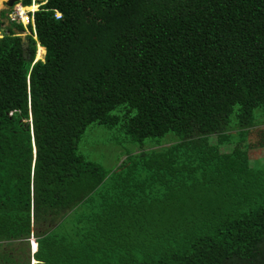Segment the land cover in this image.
<instances>
[{"label": "trees", "instance_id": "trees-1", "mask_svg": "<svg viewBox=\"0 0 264 264\" xmlns=\"http://www.w3.org/2000/svg\"><path fill=\"white\" fill-rule=\"evenodd\" d=\"M33 3L26 28L0 12V247L32 237L35 264H264L247 144L264 125V0L18 4ZM91 125L150 148L107 171L79 152ZM162 173L192 178L190 204L133 199Z\"/></svg>", "mask_w": 264, "mask_h": 264}, {"label": "rangeland", "instance_id": "rangeland-1", "mask_svg": "<svg viewBox=\"0 0 264 264\" xmlns=\"http://www.w3.org/2000/svg\"><path fill=\"white\" fill-rule=\"evenodd\" d=\"M7 0H0V12L6 10V7L4 6V2ZM35 4V3H34ZM22 8L21 4H17L14 8L11 9L12 14L10 15V18L16 19L17 16H15V8L19 10ZM32 6V5H31ZM37 8L31 12L36 11ZM30 12V11H29ZM19 21V20H18ZM23 23L24 21L21 20ZM20 22V21H19ZM21 23V22H20ZM22 24V23H21ZM26 21L24 24V27L26 28L27 25ZM27 35V32L24 34H21V37H24ZM1 36V33H0ZM38 48L36 51V58L35 60H41L43 56L37 57L38 54ZM45 53V52H44ZM248 138H247V144L249 148L248 157L250 162L253 164L255 163L254 167L261 168L264 166V125H259L253 129L248 130ZM167 139H172L170 135H168ZM164 143V142H163ZM162 143V145H163ZM170 143H167L163 146L167 147ZM149 142H144L143 146L140 147V145L132 144L124 135V132L120 130V127H117L113 130L107 129L102 126L98 125H91L89 126L85 133L83 134L80 144H79V152L83 155V157L93 162L101 167H103L107 171H113L117 169L123 161L126 160L127 156H130V153L137 151H140L142 148H150ZM156 144L152 142L153 148H159V146H155ZM161 147V146H160ZM224 151L225 150H221ZM163 160V158H159L157 161ZM125 170V169H124ZM123 170V171H124ZM163 177H157L153 179L147 178L146 176H140L137 177L135 180V183H141V185L137 188L131 187L128 192H134V200L139 201L140 199H148L152 203H161L164 204H171V202H175L177 199L180 201H186L188 204H190V199L188 198L192 194V189L190 186L193 183L191 177H187L186 175L181 177H176L174 179L169 178V173H162ZM120 177H115L112 180L106 181L107 185H111L112 183H115V181H119ZM195 189L197 190V194L201 193V183H196ZM140 190V191H139ZM140 192V193H139ZM162 204V203H161ZM140 207H137L136 209L139 210ZM153 220L157 221V218ZM149 221V220H148ZM146 219L142 215H136V218L132 223L138 226V224L142 223L141 225H146ZM143 226V227H144ZM137 232H140L139 229L135 227L129 228L130 234H136ZM143 233V232H142ZM31 239V238H30ZM34 249H36V245L33 244ZM26 247V246H25ZM28 252L27 249H24L25 253H20L18 251H12L14 248L12 246H5L3 245L0 247V255L2 253H10L12 251L17 257L21 258L22 260L27 259V253L29 257V264H35V260H33V254L32 250L30 249V244L28 242ZM33 260V261H32ZM0 264H10V262L5 261L4 258H0Z\"/></svg>", "mask_w": 264, "mask_h": 264}, {"label": "built area", "instance_id": "built-area-1", "mask_svg": "<svg viewBox=\"0 0 264 264\" xmlns=\"http://www.w3.org/2000/svg\"><path fill=\"white\" fill-rule=\"evenodd\" d=\"M14 12H15V16H17L18 18H17V20L16 19H12V18H10V15L12 14H10L9 15V19L11 20V21H16V22H21L22 24H24L21 20H23L22 19V16H21V14H20V12L15 8V10H14ZM32 14H33V12H31V13H24V17H25V19H26V24L25 25H28L29 23L30 24H33V19H32ZM19 20V21H18ZM19 22V23H20ZM24 26V25H23ZM36 241L34 240V238H32L31 237V239H29V243H30V245H31V247H33V244L35 243ZM36 247H37V243H36Z\"/></svg>", "mask_w": 264, "mask_h": 264}, {"label": "bare ground", "instance_id": "bare-ground-1", "mask_svg": "<svg viewBox=\"0 0 264 264\" xmlns=\"http://www.w3.org/2000/svg\"><path fill=\"white\" fill-rule=\"evenodd\" d=\"M21 6H19V8H20ZM37 7H36V5L34 4V5H32V6H30V7H27V8H24V7H22V8H20L18 11L20 12V14H21V16H22V19H23V21H24V23H25V21H26V19H25V17H24V13H30L31 11H33V10H35ZM30 11V12H29ZM39 47V46H38ZM44 55V49H42L41 47H39L38 48V54H37V57H42ZM36 243V242H35ZM34 243V244H35ZM34 253H36V251L34 252Z\"/></svg>", "mask_w": 264, "mask_h": 264}, {"label": "water", "instance_id": "water-1", "mask_svg": "<svg viewBox=\"0 0 264 264\" xmlns=\"http://www.w3.org/2000/svg\"><path fill=\"white\" fill-rule=\"evenodd\" d=\"M22 1H24V0H7L6 2H4V6L6 7V10L11 9L14 5H16ZM35 58H36V56H35Z\"/></svg>", "mask_w": 264, "mask_h": 264}, {"label": "clouds", "instance_id": "clouds-1", "mask_svg": "<svg viewBox=\"0 0 264 264\" xmlns=\"http://www.w3.org/2000/svg\"><path fill=\"white\" fill-rule=\"evenodd\" d=\"M35 1V0H34ZM17 5V4H16ZM16 5H14L12 8H14ZM32 5H34V3L32 4ZM23 7V6H22ZM36 7H37V9H38V6L36 5ZM11 8V9H12ZM27 8V7H26ZM8 10V9H7ZM37 11V10H36ZM35 12V11H34ZM33 12V13H34ZM12 13V12H11ZM31 13V12H30ZM8 18H9V16H8ZM10 20V19H9ZM30 244V243H29ZM30 249L32 250L33 249V247H31V245H30ZM36 252H37V247H36ZM33 255L35 254V253H32Z\"/></svg>", "mask_w": 264, "mask_h": 264}, {"label": "crops", "instance_id": "crops-1", "mask_svg": "<svg viewBox=\"0 0 264 264\" xmlns=\"http://www.w3.org/2000/svg\"><path fill=\"white\" fill-rule=\"evenodd\" d=\"M35 245H36V243H35ZM36 251V249H34V246H33V250H32V253H34ZM33 261V260H32Z\"/></svg>", "mask_w": 264, "mask_h": 264}]
</instances>
